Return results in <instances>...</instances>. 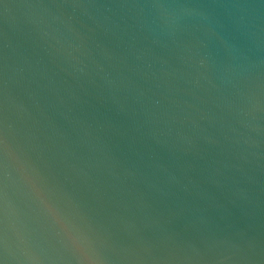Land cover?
Returning <instances> with one entry per match:
<instances>
[{"label": "water", "instance_id": "obj_1", "mask_svg": "<svg viewBox=\"0 0 264 264\" xmlns=\"http://www.w3.org/2000/svg\"><path fill=\"white\" fill-rule=\"evenodd\" d=\"M0 264H264V0H0Z\"/></svg>", "mask_w": 264, "mask_h": 264}]
</instances>
